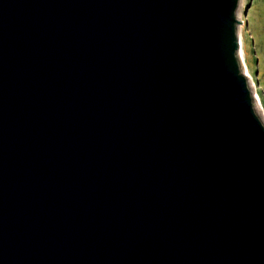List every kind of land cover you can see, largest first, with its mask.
I'll list each match as a JSON object with an SVG mask.
<instances>
[{
  "label": "water",
  "instance_id": "95a60500",
  "mask_svg": "<svg viewBox=\"0 0 264 264\" xmlns=\"http://www.w3.org/2000/svg\"><path fill=\"white\" fill-rule=\"evenodd\" d=\"M239 3L0 0V264H264Z\"/></svg>",
  "mask_w": 264,
  "mask_h": 264
},
{
  "label": "rangeland",
  "instance_id": "374dc122",
  "mask_svg": "<svg viewBox=\"0 0 264 264\" xmlns=\"http://www.w3.org/2000/svg\"><path fill=\"white\" fill-rule=\"evenodd\" d=\"M239 35L243 38L245 61L250 71L253 93L260 97L256 108L264 120V0H240Z\"/></svg>",
  "mask_w": 264,
  "mask_h": 264
},
{
  "label": "bare ground",
  "instance_id": "6f19581e",
  "mask_svg": "<svg viewBox=\"0 0 264 264\" xmlns=\"http://www.w3.org/2000/svg\"><path fill=\"white\" fill-rule=\"evenodd\" d=\"M239 37H240V40H241L240 56H241L242 67H243L244 72L247 74V76H248V78L250 80L251 74H250V71H249V69L247 67L246 61H245V54H244V47H243V38H242L241 35H239ZM254 95H255V104L257 106H259L260 105V97H259V95L257 93H254Z\"/></svg>",
  "mask_w": 264,
  "mask_h": 264
}]
</instances>
